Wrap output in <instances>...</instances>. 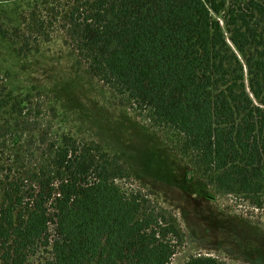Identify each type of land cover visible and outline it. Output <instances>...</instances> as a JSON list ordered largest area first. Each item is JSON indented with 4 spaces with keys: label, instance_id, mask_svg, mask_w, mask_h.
Listing matches in <instances>:
<instances>
[{
    "label": "trees",
    "instance_id": "16d2710c",
    "mask_svg": "<svg viewBox=\"0 0 264 264\" xmlns=\"http://www.w3.org/2000/svg\"><path fill=\"white\" fill-rule=\"evenodd\" d=\"M14 1L0 37L17 55L61 33L89 75L175 135L187 181L264 206V0ZM1 83L0 264H168L176 216L124 190L128 169L100 144L29 140L42 105L27 117L31 96Z\"/></svg>",
    "mask_w": 264,
    "mask_h": 264
},
{
    "label": "rangeland",
    "instance_id": "374dc122",
    "mask_svg": "<svg viewBox=\"0 0 264 264\" xmlns=\"http://www.w3.org/2000/svg\"><path fill=\"white\" fill-rule=\"evenodd\" d=\"M13 1L0 0V18L14 8ZM85 70L61 33L23 56L0 37L1 84L31 96L27 117L33 116L36 102L42 105V114L30 122L28 139L66 133L80 142H96L116 156L129 171L118 181L121 187L139 189L151 204L172 212L184 232L168 264H184L199 254L227 264H264V206L218 194L195 174L187 181L191 168L175 135L121 103ZM30 146L27 162L33 163L40 145ZM47 257L42 250L35 256Z\"/></svg>",
    "mask_w": 264,
    "mask_h": 264
}]
</instances>
